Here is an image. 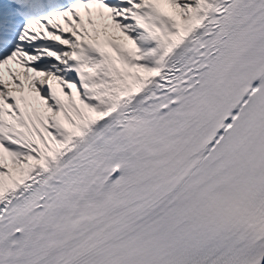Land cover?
<instances>
[{"label": "snow or ice", "instance_id": "1", "mask_svg": "<svg viewBox=\"0 0 264 264\" xmlns=\"http://www.w3.org/2000/svg\"><path fill=\"white\" fill-rule=\"evenodd\" d=\"M0 264H264V0H0Z\"/></svg>", "mask_w": 264, "mask_h": 264}]
</instances>
